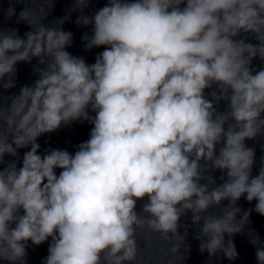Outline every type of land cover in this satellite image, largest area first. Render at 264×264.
<instances>
[{
	"label": "clouds",
	"instance_id": "1",
	"mask_svg": "<svg viewBox=\"0 0 264 264\" xmlns=\"http://www.w3.org/2000/svg\"><path fill=\"white\" fill-rule=\"evenodd\" d=\"M49 3L38 14L20 11L16 22L32 28L24 38L0 28V89L15 87L19 62L38 61L32 86L0 94V165L30 146L22 167L10 161L0 169V261L24 264L28 242L51 237L43 264H136L138 231L145 240L159 234L170 245L164 254L177 257L189 212L199 251L209 260L217 253L236 259L231 237L253 211L264 216V156L253 176L256 151L245 144L264 137V68L251 67L264 61V0H108L75 21L93 25V35L82 37L86 50L106 46L91 65L66 50L68 15L43 23ZM89 3L74 0L69 12L83 13ZM14 15L9 7L6 18ZM81 120L94 126L74 155L38 154L41 135ZM216 170L224 182L211 187ZM241 197L256 203L237 219ZM249 242L264 264V241L256 234Z\"/></svg>",
	"mask_w": 264,
	"mask_h": 264
}]
</instances>
